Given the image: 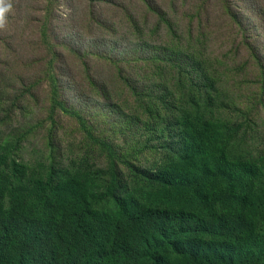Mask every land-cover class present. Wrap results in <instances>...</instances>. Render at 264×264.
<instances>
[{"label": "rangeland", "instance_id": "rangeland-1", "mask_svg": "<svg viewBox=\"0 0 264 264\" xmlns=\"http://www.w3.org/2000/svg\"><path fill=\"white\" fill-rule=\"evenodd\" d=\"M8 2L0 153L9 191L31 195L53 172L80 173L98 196L114 181L141 192L145 174L180 153L184 113L264 177V0Z\"/></svg>", "mask_w": 264, "mask_h": 264}, {"label": "trees", "instance_id": "trees-1", "mask_svg": "<svg viewBox=\"0 0 264 264\" xmlns=\"http://www.w3.org/2000/svg\"><path fill=\"white\" fill-rule=\"evenodd\" d=\"M180 123V153L141 192L52 172L16 194L0 153V264H264L261 169L198 114Z\"/></svg>", "mask_w": 264, "mask_h": 264}, {"label": "clouds", "instance_id": "clouds-1", "mask_svg": "<svg viewBox=\"0 0 264 264\" xmlns=\"http://www.w3.org/2000/svg\"><path fill=\"white\" fill-rule=\"evenodd\" d=\"M11 3L8 0H0V28H3L6 24V13L11 10Z\"/></svg>", "mask_w": 264, "mask_h": 264}]
</instances>
